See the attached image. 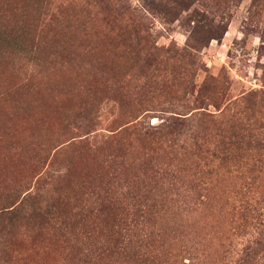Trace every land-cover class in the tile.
Listing matches in <instances>:
<instances>
[{
    "label": "rangeland",
    "instance_id": "374dc122",
    "mask_svg": "<svg viewBox=\"0 0 264 264\" xmlns=\"http://www.w3.org/2000/svg\"><path fill=\"white\" fill-rule=\"evenodd\" d=\"M36 190L65 212L141 195L162 264H227L239 196L264 212V0H0V204ZM13 237L65 264L46 233Z\"/></svg>",
    "mask_w": 264,
    "mask_h": 264
},
{
    "label": "trees",
    "instance_id": "16d2710c",
    "mask_svg": "<svg viewBox=\"0 0 264 264\" xmlns=\"http://www.w3.org/2000/svg\"><path fill=\"white\" fill-rule=\"evenodd\" d=\"M56 162L57 159L52 157L51 165ZM50 177L43 179L44 183ZM44 194L36 190L26 193L18 201H10L9 196L2 199L0 264H29L24 255L14 248L13 234L17 227L22 226L31 228L36 234L49 235L57 247L65 250V264H97V261L102 264H162L159 239L164 234L163 226H145L159 211L142 205L143 196L131 198L125 203L113 197L112 193L109 198L104 192H92L93 199L88 204L79 206L75 212H65L60 208L62 198H46ZM238 201L240 203L235 209L243 221L240 228L243 236L235 256L227 264H264V212L255 206V200H248L246 195L239 196ZM106 202L115 210L109 224H104L102 218L106 216ZM120 203L123 206L119 207ZM130 203H137V206H127ZM91 216L98 219L96 228H82L81 224ZM174 222L171 227L175 231L185 227L182 217ZM181 263L200 264L198 256H190L188 262L183 260Z\"/></svg>",
    "mask_w": 264,
    "mask_h": 264
}]
</instances>
